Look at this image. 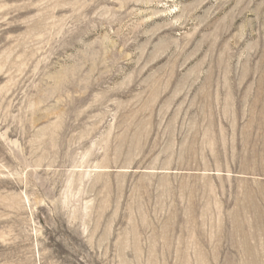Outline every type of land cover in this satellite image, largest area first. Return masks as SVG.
Here are the masks:
<instances>
[{
    "label": "rangeland",
    "instance_id": "374dc122",
    "mask_svg": "<svg viewBox=\"0 0 264 264\" xmlns=\"http://www.w3.org/2000/svg\"><path fill=\"white\" fill-rule=\"evenodd\" d=\"M0 264H264V0H0Z\"/></svg>",
    "mask_w": 264,
    "mask_h": 264
}]
</instances>
